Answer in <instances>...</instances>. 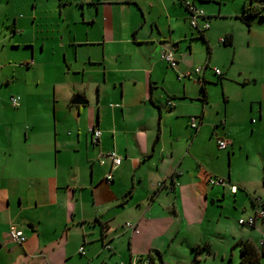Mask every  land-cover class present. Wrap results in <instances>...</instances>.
I'll use <instances>...</instances> for the list:
<instances>
[{
    "label": "crops",
    "instance_id": "obj_1",
    "mask_svg": "<svg viewBox=\"0 0 264 264\" xmlns=\"http://www.w3.org/2000/svg\"><path fill=\"white\" fill-rule=\"evenodd\" d=\"M185 3L204 11L208 48L215 23L240 7H255L240 0L225 15L222 0H60L67 30L24 42L22 63L31 78L23 82L18 106L8 99L15 120L0 119V264H143L148 257L154 264H181L212 236L237 235L229 217L243 219L235 204L239 189L250 197L231 179L241 148L237 125L248 124L254 112L251 133L264 134V85L252 77L256 100L229 112L228 104L213 108L202 95L208 58L202 74L179 78L195 69L187 38L199 35L189 26ZM227 31L218 32V45ZM164 47L173 48L175 67L160 59ZM75 95L85 104L72 105ZM92 127L101 132L96 145ZM110 150L121 163L106 183L110 161L101 165L97 156ZM256 157L263 180L250 197L248 217L264 207L263 146ZM209 177L227 180L235 194L210 185ZM127 222L138 233L126 230ZM257 224L263 226L258 240L239 234L236 243L257 246L264 220ZM11 228L22 231L24 243L10 241Z\"/></svg>",
    "mask_w": 264,
    "mask_h": 264
},
{
    "label": "rangeland",
    "instance_id": "obj_2",
    "mask_svg": "<svg viewBox=\"0 0 264 264\" xmlns=\"http://www.w3.org/2000/svg\"><path fill=\"white\" fill-rule=\"evenodd\" d=\"M222 1H224L222 14L228 15L236 10L240 0ZM62 6L60 0H0V107L2 108L0 119L5 123L15 120L14 109L8 105V99L19 97L22 102L21 87L24 81L29 82L31 78L28 74L31 68L26 69L22 63L27 58L28 52L24 42H35L37 39L48 41L55 34L66 31L63 18L65 10L63 13ZM255 8L264 15V4L255 3ZM241 14L242 7L238 13H232L231 18H222L215 23L217 26L213 27L212 36L208 38L209 53L205 43L197 37V34L189 35L190 37L187 38L195 55L193 68H203V62L208 58L209 69L205 74L207 79L205 93L209 105L215 108L226 103L229 112L241 109L242 106L244 108V103L256 100L254 98H257L259 89L252 85V77L258 80L260 87L264 85V17L256 15L250 18V25L247 27L236 17ZM213 20L215 19L210 20V25ZM223 30H228L227 33L232 35L231 47H225L220 42L219 45L217 44L218 32ZM245 31H250V38ZM60 37L61 35L58 34L59 40ZM214 69L222 73L223 78L220 81H217ZM254 107L255 103L253 109ZM253 117H255L254 112L250 114L248 124L237 125V139L241 148L235 151L230 169L231 179L247 188L250 197L255 198L258 195L259 183L263 180L262 164L256 153L259 148L264 147V134L257 135L256 131L251 133L255 125L250 123V118ZM20 134H23L22 128L19 130ZM240 191L239 189L237 194L239 200L235 204L238 206L239 217L245 219L251 212L250 197H245ZM229 198L232 207L234 198L231 195ZM237 217V215L229 217L230 230L237 234L234 239L230 235L222 240L212 236L211 244L200 247L196 254L198 261L195 264H240V244H235L240 237L239 234H249L258 240L256 230L259 233L263 226L257 224L255 229H251L238 225ZM220 241L224 243L223 246ZM192 256L193 253L186 262L181 260V264H192ZM258 264H264L262 256Z\"/></svg>",
    "mask_w": 264,
    "mask_h": 264
},
{
    "label": "built area",
    "instance_id": "obj_3",
    "mask_svg": "<svg viewBox=\"0 0 264 264\" xmlns=\"http://www.w3.org/2000/svg\"><path fill=\"white\" fill-rule=\"evenodd\" d=\"M185 8L186 12L188 15V23L191 29L196 30L197 32H203L209 28V24L206 21L204 11L195 5L191 3H185ZM160 59H162L164 62H166L170 67H175L176 66V59L174 56V50L171 47H164L160 51ZM33 60L30 59L27 64H32ZM203 72V68H195L193 72H187L184 75L180 76L181 77H189L191 76L192 73L200 75ZM214 74L216 76H220V71L217 69L213 70ZM10 105L12 107H16L19 104V97H10L9 99ZM170 104V102H168ZM190 127L192 129H196L197 127V122L196 118H190ZM90 133V141L93 145L98 144L99 142V137L101 135V132L97 128H90L89 129ZM218 148L219 149H224L226 147V142L224 140H220L217 142ZM98 162L102 165L104 163V159H109L110 161V168L108 172L105 174L104 181L106 183H110L113 178V170L120 165L121 163V157L118 156L113 150L107 151L104 154H99L97 156ZM171 185L169 186L168 190L169 192L173 191V186L175 183H173L171 179ZM208 183L212 186H219L223 189H226L228 192L234 194L236 192V187L231 185L227 180L218 178V177H209L208 178ZM158 188L163 186V183H158ZM258 220H264V209L263 208H256V211L253 215L247 217L246 219H239L237 221L238 225L241 226H247L249 228H253ZM124 228L128 230L130 233H138V230L135 227V224L127 222L124 224ZM8 237L10 241L16 244H22L25 242L26 238L23 235L21 230L18 229H13L11 228L8 231ZM107 247V246H106ZM109 247V246H108ZM258 247L264 250V237L258 242ZM79 252H82V248L80 247ZM131 264H138L137 259H134ZM143 264H146V261L143 262Z\"/></svg>",
    "mask_w": 264,
    "mask_h": 264
},
{
    "label": "trees",
    "instance_id": "obj_4",
    "mask_svg": "<svg viewBox=\"0 0 264 264\" xmlns=\"http://www.w3.org/2000/svg\"><path fill=\"white\" fill-rule=\"evenodd\" d=\"M248 3H250V4H255V3L256 4H264V0H248ZM256 15L264 17V15L261 14L255 7L247 6V7H244L242 9V14L238 17V19L241 22H243L245 25L248 26L250 18H252ZM198 37L201 38L203 40V42L206 44L204 37H203L201 32L199 33ZM221 43L224 46H230L232 44L231 35H226L225 37H223ZM206 48H207V52L209 53L208 46ZM220 76H217V77H220ZM199 79L201 80V82H203L201 77H199ZM218 79H220V78H218ZM203 85L204 84H202V86H201V92H202L203 97H205V90H204ZM262 208H264V207L262 206ZM236 244H240V256H241L240 264H258L261 256L264 259V250L259 248L258 245L254 246L253 244H251L247 241H244V242L240 241V242H237ZM204 246H206V245H204ZM199 250H200V247H195L192 249V251H193L192 252L193 253L192 264H195L198 261L196 254ZM143 261H146V264H154V261L151 257H148V258L144 259Z\"/></svg>",
    "mask_w": 264,
    "mask_h": 264
},
{
    "label": "water",
    "instance_id": "obj_5",
    "mask_svg": "<svg viewBox=\"0 0 264 264\" xmlns=\"http://www.w3.org/2000/svg\"><path fill=\"white\" fill-rule=\"evenodd\" d=\"M173 49V48H172ZM72 105H83L85 104V101L82 96L75 95L71 100Z\"/></svg>",
    "mask_w": 264,
    "mask_h": 264
}]
</instances>
